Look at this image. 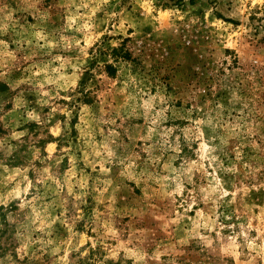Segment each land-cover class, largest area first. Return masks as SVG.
Masks as SVG:
<instances>
[{"label":"rangeland","instance_id":"obj_1","mask_svg":"<svg viewBox=\"0 0 264 264\" xmlns=\"http://www.w3.org/2000/svg\"><path fill=\"white\" fill-rule=\"evenodd\" d=\"M0 264H264V0H0Z\"/></svg>","mask_w":264,"mask_h":264}]
</instances>
